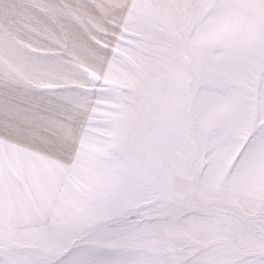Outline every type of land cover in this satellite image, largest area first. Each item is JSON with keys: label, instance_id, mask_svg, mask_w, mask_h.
<instances>
[{"label": "snow or ice", "instance_id": "snow-or-ice-1", "mask_svg": "<svg viewBox=\"0 0 264 264\" xmlns=\"http://www.w3.org/2000/svg\"><path fill=\"white\" fill-rule=\"evenodd\" d=\"M0 264H264V0H0Z\"/></svg>", "mask_w": 264, "mask_h": 264}]
</instances>
